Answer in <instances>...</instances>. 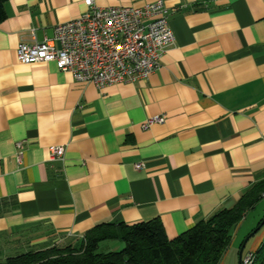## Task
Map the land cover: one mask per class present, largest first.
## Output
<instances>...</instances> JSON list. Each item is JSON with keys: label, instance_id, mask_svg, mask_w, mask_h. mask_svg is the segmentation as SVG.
<instances>
[{"label": "crops", "instance_id": "1", "mask_svg": "<svg viewBox=\"0 0 264 264\" xmlns=\"http://www.w3.org/2000/svg\"><path fill=\"white\" fill-rule=\"evenodd\" d=\"M161 1L174 42L157 70L102 88L53 62L16 57L21 41L51 38L83 14L85 0L4 3L0 249L74 243L102 223L153 219L171 239L264 179V0ZM53 146L65 148L63 159L49 160ZM243 238L229 264H238ZM263 242L255 238L248 251Z\"/></svg>", "mask_w": 264, "mask_h": 264}, {"label": "built area", "instance_id": "2", "mask_svg": "<svg viewBox=\"0 0 264 264\" xmlns=\"http://www.w3.org/2000/svg\"><path fill=\"white\" fill-rule=\"evenodd\" d=\"M85 4L88 9L76 19L56 25L51 38L21 41L17 60L24 64L53 62L76 80L97 88L136 82L157 70L165 48L174 42L161 0L143 7H96L92 0ZM163 121L164 117H152L143 127ZM64 154L63 146H53L49 160H61ZM254 258V252H249L242 256V264H252Z\"/></svg>", "mask_w": 264, "mask_h": 264}, {"label": "trees", "instance_id": "3", "mask_svg": "<svg viewBox=\"0 0 264 264\" xmlns=\"http://www.w3.org/2000/svg\"><path fill=\"white\" fill-rule=\"evenodd\" d=\"M0 0V21L6 16ZM264 194V179L250 185L231 207L217 210L184 233L168 238L158 219L102 223L74 243L32 248L0 260V264H220L239 223ZM262 219L257 222L256 227ZM118 241L117 251L99 252L104 241ZM252 264H264V242Z\"/></svg>", "mask_w": 264, "mask_h": 264}, {"label": "rangeland", "instance_id": "4", "mask_svg": "<svg viewBox=\"0 0 264 264\" xmlns=\"http://www.w3.org/2000/svg\"><path fill=\"white\" fill-rule=\"evenodd\" d=\"M261 219L262 220L264 219V196H262V199L256 204V206L253 209L249 210L245 214L244 218L240 222V225L238 228V233H239L238 241L236 242V244H233L234 245L233 247L232 245L229 246L228 252L223 256L222 261H225V264H229L230 260L232 259L234 262L235 257H237L238 243L242 240L244 236L246 237L248 234L251 233V231H253L256 228L257 222ZM260 236L262 239L264 238V225L261 226V228L253 236L249 238L250 240L248 239L249 242L243 251L244 252L243 256H245L249 252L248 249H249L250 243L255 238L260 237ZM245 237L243 238V240H245ZM122 247H123L122 243L118 241L108 240V241L102 242L99 245L98 251L99 252L117 251V250H120ZM31 248L32 247H27L24 245H22V247L18 246L17 248H11L8 250L5 248H1L0 249V260H3L4 258L8 256H13L21 252H25L26 250L31 249Z\"/></svg>", "mask_w": 264, "mask_h": 264}, {"label": "water", "instance_id": "5", "mask_svg": "<svg viewBox=\"0 0 264 264\" xmlns=\"http://www.w3.org/2000/svg\"><path fill=\"white\" fill-rule=\"evenodd\" d=\"M264 225V219L261 221V223L253 230L251 231L250 234H248L246 237H245V240H243L242 242V245L239 249V254H238V264H242V253H243V250H244V246L246 244V242L248 241V239L253 236L260 228L261 226Z\"/></svg>", "mask_w": 264, "mask_h": 264}]
</instances>
